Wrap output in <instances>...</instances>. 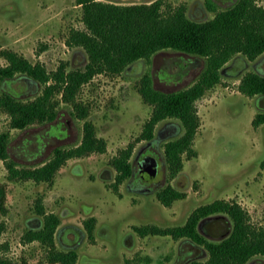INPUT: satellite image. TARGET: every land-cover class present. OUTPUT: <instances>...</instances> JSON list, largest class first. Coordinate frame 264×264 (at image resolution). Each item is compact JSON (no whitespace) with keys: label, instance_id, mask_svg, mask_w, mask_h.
<instances>
[{"label":"rangeland","instance_id":"obj_1","mask_svg":"<svg viewBox=\"0 0 264 264\" xmlns=\"http://www.w3.org/2000/svg\"><path fill=\"white\" fill-rule=\"evenodd\" d=\"M121 4L154 0H103ZM164 5L183 4L195 20L212 18L236 0H163ZM264 6V0H257ZM72 28L84 29L82 7L77 0H0V66L7 64L3 50H14L31 62H42L56 70L61 62L68 69L84 68L88 54L82 46L66 42ZM202 56L166 48L128 65L119 74H97L84 83L78 101L88 107L86 117L74 113L62 95L55 120L34 123L26 128L11 125L10 115L0 110V132H7L9 154L19 167L42 165L56 147L79 145L85 122L94 124L98 137L105 139L104 152L93 151L67 159L50 181L9 177L0 159V257L11 264H62L50 260V250H76L74 264H189L205 261L208 251L186 237L140 235L134 226L182 225L201 204L215 199L236 201L256 226L264 224V123L253 124L264 113V94L249 96L239 89L248 72L264 75V53L254 60L239 53L221 68V80L196 102L200 127L193 142L196 156L183 153L182 169L171 175L164 155L165 143L183 134L178 118L157 123L152 140L138 139L152 113V105L139 92L141 77L149 73L153 85L175 91L192 85L204 69ZM44 85L24 73L0 78V94L9 92L21 100L34 99ZM133 145L131 176L114 185L117 170L113 159ZM156 158V174L145 179L139 162ZM171 185L185 197L169 206L158 191ZM42 198L46 213H55L60 224L53 246L23 239L28 229L42 227L44 215L36 210ZM95 218L93 238L85 221ZM233 222L226 213L203 218L199 230L211 240L228 236ZM244 264H264L256 254Z\"/></svg>","mask_w":264,"mask_h":264},{"label":"trees","instance_id":"obj_2","mask_svg":"<svg viewBox=\"0 0 264 264\" xmlns=\"http://www.w3.org/2000/svg\"><path fill=\"white\" fill-rule=\"evenodd\" d=\"M82 7L84 29L72 28L67 38L69 46H82L88 54L84 68L68 69L61 62L56 70H48L42 62H31L14 50H3L7 64L0 66V78H13L24 73L44 85L40 95L30 100H21L9 92L0 94V110L11 117V125L26 128L34 123L55 120L62 95L64 102L72 104L74 113L86 117L88 107L78 101V94L84 83L97 74H119L131 63L150 60L156 52L173 48L206 60L198 79L190 86L163 91L156 88L149 73L139 82V92L152 105V113L144 124L138 139L152 140L157 123L168 117L178 118L184 128L182 135L165 143L164 155L171 175L177 174L183 166V153L196 156L193 142L200 127V116L196 102L221 80V68L234 55L243 54L251 60L264 53V6L257 0H236L210 19L195 20L186 13L181 4L176 7L164 5L163 0L121 4L103 0H77ZM239 89L246 95L264 94V75L258 72L246 73ZM264 123V113L253 120L255 126ZM10 140L7 132H0V159L9 171V177L50 181L67 159L86 153L106 150L105 139L98 137L94 124L85 122L83 137L79 145L69 148L56 147L52 157L42 165L22 166L9 154ZM133 145L122 150L113 159L117 170L114 185L134 172L130 157ZM159 200L169 206L174 200L185 197L181 190L168 185L157 193ZM4 189L0 188V206L3 207ZM38 213L44 215L43 225L28 229L25 241H40L53 246L55 232L60 224L57 214L46 213L42 198L36 203ZM226 213L233 222L228 236L220 240L207 238L198 228L200 221L210 215ZM95 218L85 221L90 239L93 237ZM4 225L0 223V233ZM140 235H171L186 237L203 246L209 253L205 261L192 259L189 264H244L256 254L264 255V224L256 226L249 220L247 211L236 201L215 199L196 207L182 225L161 227L158 225L134 226ZM50 260L62 264H74L78 253L51 247ZM0 264H11L0 257Z\"/></svg>","mask_w":264,"mask_h":264},{"label":"water","instance_id":"obj_3","mask_svg":"<svg viewBox=\"0 0 264 264\" xmlns=\"http://www.w3.org/2000/svg\"><path fill=\"white\" fill-rule=\"evenodd\" d=\"M156 165V158L152 155H147L139 162V173L145 179L153 178L157 172Z\"/></svg>","mask_w":264,"mask_h":264}]
</instances>
